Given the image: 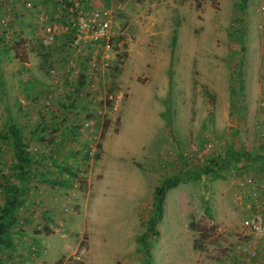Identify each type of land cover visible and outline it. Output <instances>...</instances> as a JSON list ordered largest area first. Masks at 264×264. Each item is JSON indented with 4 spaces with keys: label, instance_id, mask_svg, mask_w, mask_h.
Here are the masks:
<instances>
[{
    "label": "rangeland",
    "instance_id": "1",
    "mask_svg": "<svg viewBox=\"0 0 264 264\" xmlns=\"http://www.w3.org/2000/svg\"><path fill=\"white\" fill-rule=\"evenodd\" d=\"M96 1L112 10L114 35V58L96 76L88 50L43 36L63 13L9 43L21 41L10 61L32 72L0 76V134L14 124L30 154L7 264H145L138 238L152 183L171 176L182 182L166 191L150 264H242L236 249L247 242L258 252L251 264H264V239L242 235L244 220L264 212V0ZM120 114L119 135L105 140ZM156 139L165 153L142 157ZM198 154L213 172L189 178ZM12 165L7 137L0 170ZM96 181L105 192L91 217Z\"/></svg>",
    "mask_w": 264,
    "mask_h": 264
},
{
    "label": "built area",
    "instance_id": "2",
    "mask_svg": "<svg viewBox=\"0 0 264 264\" xmlns=\"http://www.w3.org/2000/svg\"><path fill=\"white\" fill-rule=\"evenodd\" d=\"M61 3V10L64 18V25L57 26L48 24L43 26V36L48 42H54L64 34L67 42L73 47H82L89 51L87 58L90 67L97 73H91L93 76L98 75L100 68L106 67L108 61L114 58L112 42L113 35V12L103 6H93L88 0H58ZM264 11V3L262 5ZM45 16H43L44 18ZM4 20L0 19V26ZM9 37L6 35L0 46L8 45ZM51 73H54L52 70ZM207 146V147H206ZM204 145L206 151L211 150V143ZM95 148H91L89 154L95 153ZM202 154H198L196 159L199 162ZM242 235L247 241L250 238L255 240L264 239V212L257 211L252 216L246 218L242 224ZM247 247H238L236 251L241 254L244 264H251L256 258L258 252L247 242Z\"/></svg>",
    "mask_w": 264,
    "mask_h": 264
},
{
    "label": "trees",
    "instance_id": "3",
    "mask_svg": "<svg viewBox=\"0 0 264 264\" xmlns=\"http://www.w3.org/2000/svg\"><path fill=\"white\" fill-rule=\"evenodd\" d=\"M242 8L245 4V0H240L238 3ZM176 42V35L172 38V44ZM107 124L103 125L101 135L104 136V128ZM7 137L12 139V162L13 165L10 169V173H3L0 170V264H7L4 253L10 250L13 246V229L17 225V210L20 208L25 199L23 197V189L19 183H24L30 176V154L27 150V145L23 141V137L20 130L11 124L8 126L5 134H0V140H4ZM227 154V153H226ZM219 160V158H218ZM223 159H221L222 161ZM216 160L211 159L210 164H213ZM207 162V161H206ZM200 162L198 166L205 165ZM213 172L210 166H201L196 172H192L190 177L199 178L202 173ZM17 180L18 183H14ZM182 182V178L178 176H171L162 179L158 185L154 188L151 200V215L146 222V230L139 236L138 241L141 243L142 253L144 256L145 264H150L151 256L149 249V238L158 235L156 227L161 221L164 211V201L166 191L177 187ZM255 259V258H254ZM244 264V262H242Z\"/></svg>",
    "mask_w": 264,
    "mask_h": 264
},
{
    "label": "crops",
    "instance_id": "4",
    "mask_svg": "<svg viewBox=\"0 0 264 264\" xmlns=\"http://www.w3.org/2000/svg\"><path fill=\"white\" fill-rule=\"evenodd\" d=\"M90 1L91 4L93 5L99 3L96 0H90ZM46 14H48L53 19L58 20L59 17L62 15L61 7L57 3H54L52 0H0V19L4 20V24L0 26V41L3 43L6 35L9 37V40L11 41L13 39V36L16 35V33H19V36L21 37L28 36V34L32 32L31 30L32 27L34 26V25L32 26L31 23L33 22L41 23L42 17L45 16ZM37 28L38 29L36 30V33L38 34V32H40V28L39 26ZM14 42L13 44L10 45L8 44L4 48L0 47V76H2V79L4 80L6 79L11 80L13 77L15 79L17 78L19 80H24V76H22V74H20V72L18 71L19 69L29 70V73L32 72L31 63L21 61L19 57H17L16 60L14 61H10L11 52L13 51L14 55L17 56V51L19 50V47L22 48L21 41H19V43H14ZM11 46L13 47L11 48ZM31 85L32 84H29L28 90L34 91ZM122 107L123 105L121 106V111H122ZM119 122L120 124L117 132L113 133L111 131H107L105 140L109 135H119L120 129L122 127L121 114H120ZM105 140L103 141L102 144V156L105 154V148H104ZM165 143H166L165 139H156L153 142L152 146L150 147V150L146 152L144 151L145 147H142V151H143L142 157L149 156L152 157L153 159L156 158L158 159L159 155H163L165 153L164 152ZM102 156L100 158V162L102 161ZM99 170H100L99 171L100 175L103 177V169L100 168ZM97 182L98 181H96L89 190V194H91V202L93 203L92 204L93 212L91 213V217H94L95 215L94 207L98 208L101 205L100 199L104 197V192H105V190H101V189L96 190ZM142 182L144 183V181ZM152 184H154V186H152L151 189V192L153 193V190L158 185V182ZM140 192L141 189L139 193Z\"/></svg>",
    "mask_w": 264,
    "mask_h": 264
}]
</instances>
